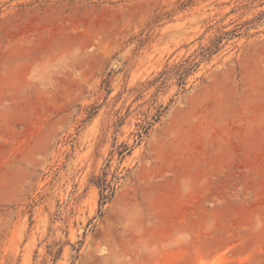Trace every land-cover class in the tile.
<instances>
[{
  "label": "rangeland",
  "instance_id": "rangeland-1",
  "mask_svg": "<svg viewBox=\"0 0 264 264\" xmlns=\"http://www.w3.org/2000/svg\"><path fill=\"white\" fill-rule=\"evenodd\" d=\"M0 264H264V0H0Z\"/></svg>",
  "mask_w": 264,
  "mask_h": 264
},
{
  "label": "trees",
  "instance_id": "trees-1",
  "mask_svg": "<svg viewBox=\"0 0 264 264\" xmlns=\"http://www.w3.org/2000/svg\"><path fill=\"white\" fill-rule=\"evenodd\" d=\"M226 35H234L233 33H227ZM222 42V39H217L216 43L213 44L212 48H208L204 50L201 53V60L203 61L208 56H211L215 52L219 50V44ZM200 67V63L196 62L195 59L188 58L183 63H180L176 67L172 69V75L177 78L178 86L181 88H184L187 84V78L195 72ZM166 72L161 73L154 81H151L149 84L151 86L156 85L160 83L161 85H164L168 78L170 77L168 74L167 76ZM104 84L107 85V88H109V82L104 81ZM161 87V86H160ZM159 87V88H160ZM108 94H110V90H106ZM101 106H95L93 107L89 113L87 118L85 119V123L90 122L97 114L99 108ZM164 111H162V107H160L157 110V114L153 117V122L146 121L144 124L138 125V132L135 133V141L133 145H129L128 143H122L116 148V143H114V150L112 151V156H115L116 154L119 156V160L123 162V160L132 154L135 147L139 146L141 142L143 141L144 137L149 133V131L152 129L155 122H157L161 114ZM117 127H121L124 124V119L119 117L118 122L116 123ZM116 142V139H115ZM111 160L109 161V164H107L106 168L102 170V173L100 175H94L92 177L91 183L96 186L99 189V216L103 215V208L114 198L117 184L120 180V175L118 173L119 169H116L113 173L109 171V168ZM83 242L79 243V247L75 248L73 246V250L79 254L81 246ZM58 245V244H57ZM62 253V247L55 252V254L52 255V251L50 252V255L54 257V260L56 261Z\"/></svg>",
  "mask_w": 264,
  "mask_h": 264
}]
</instances>
